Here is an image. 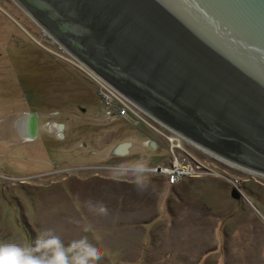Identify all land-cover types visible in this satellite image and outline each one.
Here are the masks:
<instances>
[{
	"label": "rangeland",
	"instance_id": "374dc122",
	"mask_svg": "<svg viewBox=\"0 0 264 264\" xmlns=\"http://www.w3.org/2000/svg\"><path fill=\"white\" fill-rule=\"evenodd\" d=\"M0 9V242L34 246L51 229L65 245L83 236L97 244L95 232L99 264H264L263 178L180 141L195 160L242 181L243 196L215 175L171 186L149 174L139 191L127 166H166L172 135L148 117L157 132L109 123L93 80L58 58L63 50L12 0ZM27 116L37 127L31 140L18 131ZM125 143L129 153L116 155Z\"/></svg>",
	"mask_w": 264,
	"mask_h": 264
},
{
	"label": "water",
	"instance_id": "95a60500",
	"mask_svg": "<svg viewBox=\"0 0 264 264\" xmlns=\"http://www.w3.org/2000/svg\"><path fill=\"white\" fill-rule=\"evenodd\" d=\"M12 1L67 63L201 153L264 179V0Z\"/></svg>",
	"mask_w": 264,
	"mask_h": 264
},
{
	"label": "clouds",
	"instance_id": "9594fccd",
	"mask_svg": "<svg viewBox=\"0 0 264 264\" xmlns=\"http://www.w3.org/2000/svg\"><path fill=\"white\" fill-rule=\"evenodd\" d=\"M127 167L134 173L137 189L147 190L150 185L147 178L150 173L147 160L135 161ZM92 207L100 214L106 215L108 212L103 203ZM84 231H92L91 226H86ZM93 238L97 244L102 239L95 232ZM97 244H93L88 236H83L65 245L61 238L49 229L38 234L34 246L18 242H0V264H99L103 253Z\"/></svg>",
	"mask_w": 264,
	"mask_h": 264
},
{
	"label": "built area",
	"instance_id": "2783aa9c",
	"mask_svg": "<svg viewBox=\"0 0 264 264\" xmlns=\"http://www.w3.org/2000/svg\"><path fill=\"white\" fill-rule=\"evenodd\" d=\"M58 51L62 54L61 56L58 55V58H61L65 62L66 60H71L69 59L70 57L66 53H64V51L61 52L59 48ZM94 83L98 88L97 96L106 109V115L108 117V121H110L109 123L114 122L115 120H134L142 122L149 129L157 132V129H154L152 125L146 120L147 116H145L139 109H137L125 98H123L113 88L101 82ZM58 129L61 130V133H64L63 127L60 126ZM172 137L175 140H169L171 153V160L169 159L170 162L168 161L166 166L150 168V175L165 176L168 184L171 186L177 185L186 178H197L200 175H215L227 180L228 184L232 187V190L237 191L241 196H243L242 181H239L236 178L229 177L227 175H220L215 171L214 165L201 163L195 160L180 148V141L182 140L174 135H172ZM150 146L154 147V144H150ZM177 150L182 151L184 154L182 155L176 153Z\"/></svg>",
	"mask_w": 264,
	"mask_h": 264
},
{
	"label": "bare ground",
	"instance_id": "6f19581e",
	"mask_svg": "<svg viewBox=\"0 0 264 264\" xmlns=\"http://www.w3.org/2000/svg\"><path fill=\"white\" fill-rule=\"evenodd\" d=\"M30 118H31L30 116H27L25 118L26 119V123L25 124H26V127L28 129V133H27L28 137L25 138L27 140H31L34 137V134H35L36 129H37L35 121H34V125H33V123L29 120ZM33 130H34V134H33ZM23 134L25 135L24 130H23Z\"/></svg>",
	"mask_w": 264,
	"mask_h": 264
},
{
	"label": "flooded vegetation",
	"instance_id": "af4514ba",
	"mask_svg": "<svg viewBox=\"0 0 264 264\" xmlns=\"http://www.w3.org/2000/svg\"><path fill=\"white\" fill-rule=\"evenodd\" d=\"M20 120H22V119H20ZM20 120H19V121H20ZM19 121H18V123H19ZM117 121H119V120H115L114 122H117ZM128 121H131V120H128ZM23 122L26 123V119H23ZM23 122H22V123H23ZM111 123H113V122H111ZM19 130H20V132H21L22 134H23V130H24V133H25V135L23 134L24 137H25V138L28 137V134H27V133H28V129L23 128L22 125H21L20 123L18 124V131H19ZM20 132H19V133H20ZM20 135H21V134H20ZM21 136H22V135H21ZM22 137H23V136H22ZM24 137H23V138H24ZM156 145H157V144H156ZM156 148H157V147H156Z\"/></svg>",
	"mask_w": 264,
	"mask_h": 264
},
{
	"label": "crops",
	"instance_id": "0c3cea01",
	"mask_svg": "<svg viewBox=\"0 0 264 264\" xmlns=\"http://www.w3.org/2000/svg\"><path fill=\"white\" fill-rule=\"evenodd\" d=\"M126 121V120H125ZM128 122H134V121H128ZM147 141V140H146ZM115 148V147H114ZM131 149V148H130ZM168 163V162H167ZM156 167H158V166H156ZM185 181V179L184 180H182L180 183H178L177 185H180L181 183H183Z\"/></svg>",
	"mask_w": 264,
	"mask_h": 264
}]
</instances>
